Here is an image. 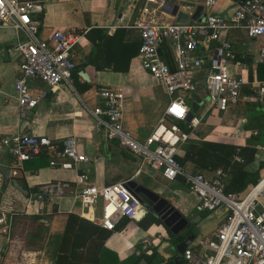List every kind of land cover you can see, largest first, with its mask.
Segmentation results:
<instances>
[{"label":"built area","instance_id":"built-area-1","mask_svg":"<svg viewBox=\"0 0 264 264\" xmlns=\"http://www.w3.org/2000/svg\"><path fill=\"white\" fill-rule=\"evenodd\" d=\"M213 2L205 0L206 5ZM164 4L165 0H142L132 24L139 36L136 59L169 97L157 123L142 141L137 140L123 127L122 90L99 87L97 95L102 104L90 110L94 128L106 140L116 141L120 148L136 157L140 165L160 172L164 179L173 181L180 177L196 196V212L224 206L226 215L211 237L190 242L184 248L182 264H264V170L243 191H225L226 170L217 167L189 172L175 159L178 146L188 138V132L177 122L189 130L199 123L195 115L189 120L185 118L189 110L185 94L204 93L206 111L222 112L239 102H264V79L248 80L235 60L232 42L220 39L225 31L237 28L247 38L264 37V0L237 3L226 18L205 14L201 21L181 23L161 18L165 14ZM40 9L39 0H0V24L21 36L14 45L19 61L12 84L19 118H24L44 95L43 91L32 92L29 80L36 79L55 88L63 83L72 88L73 48L83 33L54 29L46 38H39V22L31 14ZM165 44L172 49V68L157 53ZM253 61H264V44L257 47ZM174 106L182 110L181 114L172 110ZM251 133L255 135L256 131ZM78 145L79 139L74 135L60 140L29 132L0 136V147L10 156L11 178L19 175L24 161L39 157L47 159L49 168L73 171L76 164L88 160L79 152ZM232 159L240 161L236 155ZM27 191L23 213L28 214L32 207L40 214L54 197L68 194L69 212L78 201L81 216L90 214L95 224L110 231L121 218L136 221L146 212L126 186V180L95 186L85 172L75 173L71 180L43 182ZM0 232L7 236L8 224ZM151 247L152 239L144 236L133 253H149Z\"/></svg>","mask_w":264,"mask_h":264},{"label":"crops","instance_id":"crops-1","mask_svg":"<svg viewBox=\"0 0 264 264\" xmlns=\"http://www.w3.org/2000/svg\"><path fill=\"white\" fill-rule=\"evenodd\" d=\"M239 1L214 0L212 5H206L205 0H178L173 3L178 6V11L187 15L192 14L197 6H201L200 15L214 14L226 18L236 4L240 3ZM39 2L41 9L31 14L35 19L41 15L40 19H36L39 22L37 31L39 38H46L54 29H74L83 32L81 39L73 48L76 66L74 80L78 84L88 83L89 87L82 91L77 90L73 77L72 88L63 83L55 88L36 79L29 80L31 91H43L44 95L24 118H19L12 84L18 73L19 61V54L14 45L21 36L11 27L0 24V136L29 132L60 140L74 135L79 139V152L88 160L76 164L73 171L49 168L45 157L26 160L22 163V171L14 178L20 190L10 184L2 187L0 176V228L8 224V235L0 232V264H52L68 213L89 221L79 222L86 228L95 224L90 218L79 214L78 201L73 203L72 211H68L70 206L68 194L54 197L40 214L35 213L32 207L28 214L23 213V203L29 193L22 185L26 188H35L43 182L71 180L75 173L85 172L95 186L118 180H133L137 185L148 188L173 206L172 197L164 196L156 189L153 170L140 165L137 158L120 148L116 141L106 140L102 132L95 130L90 113L94 106L102 104L97 95L99 87H119L123 92V127L130 135L142 141L157 123L168 101L169 97L162 86L141 68L136 59L139 36L132 24L142 0H39ZM161 18L167 22H174V17L166 13ZM223 38L232 42L239 69L244 70L247 79H264L256 75L257 65H260L264 74V61L259 63L253 61L257 47L264 44V37L258 40L247 38L243 30L237 28L225 31L220 39ZM159 52L162 60L169 67L172 66L171 47L165 44L161 46ZM193 95L200 101L195 113L199 123L188 131V138L239 146L255 144L253 160L246 164L243 170L247 172L257 170L260 175L261 168H258V164L264 158V127L261 126L264 119L261 120L249 112L260 113L264 102L251 106L239 102L232 106L234 110L230 117L223 120L219 115L221 112L206 111L207 101L202 92L185 94L188 107L194 101ZM177 123L183 125L181 122ZM251 131H256V134L253 135ZM259 135L263 136L261 142L255 140ZM182 155L180 144L175 156ZM10 163V156L0 147V165L10 167ZM182 165L186 171L192 172L191 163L185 162ZM226 174L225 184L230 175L227 170ZM160 177L163 179L161 174ZM173 190L177 195L178 193L183 195V199L187 198L186 201L183 200L190 206L186 205L187 209L194 207L196 196L187 186L186 191ZM13 206L20 207V211L14 212ZM174 209L181 214L179 207ZM94 211L98 214L97 208ZM202 213L203 222H208L211 230L208 235L204 234V238H209L224 219L226 210L216 208L210 214ZM202 213L197 212L198 219H201ZM195 216H191V219ZM141 218L126 221L120 229L112 231L104 239L103 247L107 252L115 254L118 261L131 254L138 247L140 240L147 236L140 233V229L145 231L156 225L152 223L144 228L140 224ZM154 230H157L156 227ZM164 231L166 232L165 229ZM154 236L153 243L156 245L152 243V246H155V250L165 261L168 260L171 252L163 247L159 248V240L164 235L156 231ZM166 237L169 245H172L168 234ZM194 241L196 239L193 237L191 242ZM138 264H144V261Z\"/></svg>","mask_w":264,"mask_h":264},{"label":"trees","instance_id":"trees-1","mask_svg":"<svg viewBox=\"0 0 264 264\" xmlns=\"http://www.w3.org/2000/svg\"><path fill=\"white\" fill-rule=\"evenodd\" d=\"M40 18L41 15L36 19ZM235 60H237L236 57ZM256 68L257 77L264 78L260 65H257ZM72 77L77 90L82 91L89 87L88 83L78 84L74 80L75 70L72 72ZM178 125L185 132L189 131L184 124L178 123ZM182 150L183 155L181 157L175 156V159L181 165L185 162L191 163L192 172L210 171L217 167L227 170L230 175L225 184V191L241 192L247 185L254 183L259 177L257 170L254 172L243 170V167L253 160L256 150L255 144L239 146L232 143L200 141L187 138L182 144ZM235 155L240 158V161L232 159ZM263 165L264 159L259 162L258 168ZM173 181L186 187L185 184H182L180 177L175 178ZM22 187L27 189L26 186L22 185ZM82 221L89 222L77 215H73V213L66 215L63 231L60 235L52 264H138L142 260L144 264H162L165 262V259L155 250V246L151 247L149 253L135 255L132 252L124 259L118 261L115 254L107 252L103 247L104 239L112 231L106 230L96 224L89 225L86 228L80 225L79 222ZM126 221L125 218H121L115 225L114 230L120 229ZM140 221V224L144 228L152 223L157 224L161 222L149 212H145ZM165 230L172 244L180 241L185 236V234L173 236L169 233L168 229L165 228Z\"/></svg>","mask_w":264,"mask_h":264},{"label":"water","instance_id":"water-1","mask_svg":"<svg viewBox=\"0 0 264 264\" xmlns=\"http://www.w3.org/2000/svg\"><path fill=\"white\" fill-rule=\"evenodd\" d=\"M244 0H240L239 2H243ZM163 11L174 17L175 23H181L186 21L188 18L191 20H199L201 21L204 17V14L200 15L201 6H197L192 14L187 15L185 13H182L178 11V6L169 0H165V4L163 6ZM158 55H160L159 50H157ZM193 100L190 103L189 110L186 113V119L189 120L192 118L193 115L198 110V105L200 104L199 99L196 97V95L192 96ZM0 176L2 179V187H6L8 184L11 186H14L15 188L20 190L19 185L17 184L16 180L14 178H11L9 175V167L1 166L0 165ZM126 186L128 189L132 192V194L139 200L140 203H142V199L138 193H144L148 197H150L153 200H157V202L160 205H164L162 210L157 211L155 210V207L153 208V212L156 213V215L159 217V220L163 224L164 228L168 229L169 233L173 236L179 234L183 227L186 225L187 221L186 219L176 210L173 206H171L164 198L159 197L157 194L153 193L148 188L137 185L133 180H126ZM142 207L145 209L146 212L152 213L149 211V207L146 205V203L143 202ZM198 215L195 216V219H198ZM191 222H194V219H191ZM193 240V234L187 233L180 241L169 245L170 248L174 251L170 256L168 260L163 262L162 264H182V252L184 248Z\"/></svg>","mask_w":264,"mask_h":264},{"label":"rangeland","instance_id":"rangeland-1","mask_svg":"<svg viewBox=\"0 0 264 264\" xmlns=\"http://www.w3.org/2000/svg\"><path fill=\"white\" fill-rule=\"evenodd\" d=\"M258 39H260V37H257V40ZM188 94H192V93L189 92ZM246 105L251 106V104H246ZM229 108H231L229 111L228 110L224 111L225 113L222 111L219 114L223 120H225L226 118H229L231 113H233L232 110H234V109H232V106L229 107ZM211 112H213V111H211ZM249 113H252V115H254L256 117H259L261 120L264 119V105H263L260 113L254 112V111L253 112H249ZM261 126L264 127V124H262ZM255 140L258 141V142H261V141H263V136L259 135L257 138H255ZM263 166L260 167L261 168V172L259 171L260 173L263 172V170H262ZM153 173L155 174L154 179H155L156 182L154 183V185L157 187L156 189L160 190L162 195H164V196H171L172 199H173L172 200L173 201L172 205L174 207H176V208L179 207V209H180L179 211L181 212V215L184 218H186L187 220H190L189 223L191 225L190 227H191L194 239H196V240L204 239V236H205L204 234L208 235L209 232L211 231V230H209L210 224L208 222H206V223L203 222L204 213L200 214L201 215V219H195V217H194L193 218L194 222H191V216L192 217H193V215L195 216L197 214V212L194 210V207L189 208V209L186 208V205H187V207H190L187 203L184 202V201L187 200V198L183 199L184 198L183 195H180L179 193L177 195L176 193L173 192L174 191L173 189H179V190H182V191H186L185 187H183L182 185H180L178 182H175V181L172 182V181H168L166 179L165 180L167 182L164 181L163 180L164 178L162 179L160 177V174H159L158 171H154L153 170ZM159 184L162 185V186H159ZM19 208L20 207H17V206H13L12 207L14 212L20 211ZM219 208L224 209V206L221 205L217 209H219ZM187 211H190V213L188 214ZM211 212H213V211H211ZM211 212L209 211L207 213L210 214ZM155 227H156L157 230H154ZM164 229L165 228H164L162 223H157L156 225L150 226L145 231L140 229V233H144L145 235H147L150 238H152V243H153V239H154L153 237H155L154 236V232L158 231L159 234L164 235L163 238H161V240H159V242H160L159 243V248L163 247V248H165V250H167L168 252H171V254H172L174 251L172 250V248L169 247L170 242L168 240V237H166L167 233L164 231ZM165 234H166V236H165ZM153 245H156L155 242L153 243Z\"/></svg>","mask_w":264,"mask_h":264},{"label":"flooded vegetation","instance_id":"flooded-vegetation-1","mask_svg":"<svg viewBox=\"0 0 264 264\" xmlns=\"http://www.w3.org/2000/svg\"><path fill=\"white\" fill-rule=\"evenodd\" d=\"M137 195H139L142 199V201L144 203H146V205L149 207V211L152 212L153 215L157 216L156 213L153 212V208L155 207V210L160 211L162 210V208L164 207V205H160L157 200H153L150 197H148L147 195H145L144 193H138ZM143 202L141 203V205L143 204ZM158 217V216H157ZM159 218V217H158ZM186 219V218H185ZM186 225L183 227V229L181 230L180 234H187V233H192L191 230V225L189 223L190 220H187Z\"/></svg>","mask_w":264,"mask_h":264},{"label":"snow or ice","instance_id":"snow-or-ice-1","mask_svg":"<svg viewBox=\"0 0 264 264\" xmlns=\"http://www.w3.org/2000/svg\"><path fill=\"white\" fill-rule=\"evenodd\" d=\"M172 110L175 111L177 115L181 114L182 112V110L178 109V106H174Z\"/></svg>","mask_w":264,"mask_h":264},{"label":"bare ground","instance_id":"bare-ground-1","mask_svg":"<svg viewBox=\"0 0 264 264\" xmlns=\"http://www.w3.org/2000/svg\"><path fill=\"white\" fill-rule=\"evenodd\" d=\"M87 217H88V218H91V215H90V214H88V215H87Z\"/></svg>","mask_w":264,"mask_h":264}]
</instances>
